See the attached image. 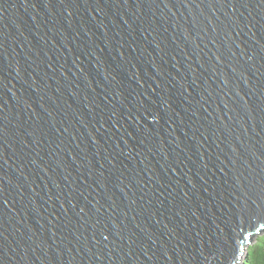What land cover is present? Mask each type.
Returning <instances> with one entry per match:
<instances>
[{
	"label": "water",
	"instance_id": "obj_1",
	"mask_svg": "<svg viewBox=\"0 0 264 264\" xmlns=\"http://www.w3.org/2000/svg\"><path fill=\"white\" fill-rule=\"evenodd\" d=\"M261 223L264 0H0V264H238Z\"/></svg>",
	"mask_w": 264,
	"mask_h": 264
},
{
	"label": "trees",
	"instance_id": "obj_2",
	"mask_svg": "<svg viewBox=\"0 0 264 264\" xmlns=\"http://www.w3.org/2000/svg\"><path fill=\"white\" fill-rule=\"evenodd\" d=\"M240 264H264V230L250 237Z\"/></svg>",
	"mask_w": 264,
	"mask_h": 264
},
{
	"label": "snow or ice",
	"instance_id": "obj_3",
	"mask_svg": "<svg viewBox=\"0 0 264 264\" xmlns=\"http://www.w3.org/2000/svg\"><path fill=\"white\" fill-rule=\"evenodd\" d=\"M256 226H257L256 223L250 224V227L252 228H256ZM259 227L261 230H264V223H261ZM243 231H245V229H241V234H243ZM239 251H240V246L236 244H234V246L231 249H226L222 253L223 258H224V264H231V261L235 260V257Z\"/></svg>",
	"mask_w": 264,
	"mask_h": 264
},
{
	"label": "rangeland",
	"instance_id": "obj_4",
	"mask_svg": "<svg viewBox=\"0 0 264 264\" xmlns=\"http://www.w3.org/2000/svg\"><path fill=\"white\" fill-rule=\"evenodd\" d=\"M238 264H240V263H238Z\"/></svg>",
	"mask_w": 264,
	"mask_h": 264
}]
</instances>
